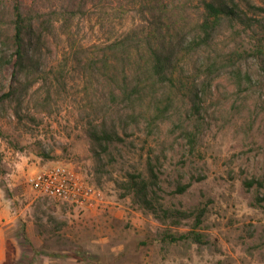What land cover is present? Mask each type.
Returning <instances> with one entry per match:
<instances>
[{
    "label": "rangeland",
    "instance_id": "obj_1",
    "mask_svg": "<svg viewBox=\"0 0 264 264\" xmlns=\"http://www.w3.org/2000/svg\"><path fill=\"white\" fill-rule=\"evenodd\" d=\"M235 1L244 11L245 1L264 7V0ZM199 6L0 0V264H264V190L245 184L264 181V64L249 51L257 28L225 22L209 45L181 48L172 102L159 103L165 114L150 97L123 98L122 68L132 77L139 68L107 49L132 30L142 35L156 26L185 45ZM18 11L33 19L39 61L14 76L7 62L14 47L4 41ZM256 17L264 23V12ZM93 129L121 139L100 146ZM53 163L84 175L102 202L78 209L33 191L28 174ZM129 174L155 182L156 205L185 214L156 218L126 188Z\"/></svg>",
    "mask_w": 264,
    "mask_h": 264
},
{
    "label": "trees",
    "instance_id": "obj_2",
    "mask_svg": "<svg viewBox=\"0 0 264 264\" xmlns=\"http://www.w3.org/2000/svg\"><path fill=\"white\" fill-rule=\"evenodd\" d=\"M199 2L200 14L194 22L193 29L195 35L185 45L183 44L184 38L176 37L174 41L167 39L162 29L157 26L151 33L146 32L141 35L132 30L124 37L108 43L107 49L115 52L113 54H115L122 65H137L139 68L135 72V77H132L134 75L131 76V71L122 68L120 90L125 100H143L146 97H150L156 112L165 114L168 111L167 105L161 107L159 103L172 102L173 99L172 93L170 94V88L174 85V56L181 48H184L188 53L199 47L209 45L216 31L225 22L232 27L242 24L244 28H251L252 26L257 28L258 36L252 44L253 48L249 51L251 55L259 57L264 64V23L256 17L260 12H264V7L245 1L246 10L244 11L243 7L235 0H199ZM247 11L250 12L251 16L247 14ZM250 20L255 21V23H250ZM13 28L14 32L11 35H7L4 42L9 44L8 46L11 44L14 47V51L7 59V62H13L15 76V74L20 72L27 73L35 70L39 61L35 55L38 50L37 43L40 36L34 29L32 17L22 15L20 11L16 13ZM104 53L107 54V50ZM244 53H248V51H244ZM4 56V53H2V58ZM105 62L111 64L109 59L105 60ZM239 70L237 68L238 72ZM132 78L137 80V82ZM163 87L165 89L159 91ZM193 95L195 96V94ZM90 136L97 140L100 146H102V142L121 139L115 130L111 132L106 129H100L99 131L93 129L90 131ZM151 176L152 178L156 176L152 170ZM125 184L135 201L156 218H165L170 215L169 212H172V214L181 212L170 211L162 208V205L154 203L151 188L155 182L152 181L151 183L141 175L129 174ZM245 184L247 186L256 184L264 190V181L261 179H250L245 181ZM188 185L189 183L179 187V192L183 191ZM258 200L264 201V191L258 197ZM182 214L184 215L185 213ZM202 214L203 211L200 210L196 217L197 221L200 220ZM199 238H201L199 234L194 233V239L200 241Z\"/></svg>",
    "mask_w": 264,
    "mask_h": 264
},
{
    "label": "built area",
    "instance_id": "obj_3",
    "mask_svg": "<svg viewBox=\"0 0 264 264\" xmlns=\"http://www.w3.org/2000/svg\"><path fill=\"white\" fill-rule=\"evenodd\" d=\"M26 182L36 193L78 209H93L103 198L99 187L62 163H53L30 172Z\"/></svg>",
    "mask_w": 264,
    "mask_h": 264
},
{
    "label": "crops",
    "instance_id": "obj_4",
    "mask_svg": "<svg viewBox=\"0 0 264 264\" xmlns=\"http://www.w3.org/2000/svg\"><path fill=\"white\" fill-rule=\"evenodd\" d=\"M3 217H4V214H3V211H2V209H1V210H0V218H1V222H2ZM1 222H0V224H1Z\"/></svg>",
    "mask_w": 264,
    "mask_h": 264
}]
</instances>
